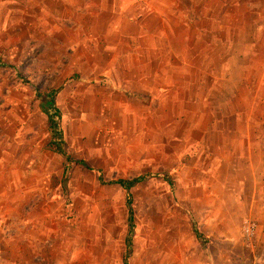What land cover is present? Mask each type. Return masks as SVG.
I'll use <instances>...</instances> for the list:
<instances>
[{
    "label": "rangeland",
    "instance_id": "rangeland-1",
    "mask_svg": "<svg viewBox=\"0 0 264 264\" xmlns=\"http://www.w3.org/2000/svg\"><path fill=\"white\" fill-rule=\"evenodd\" d=\"M11 1L0 0V144L13 141L19 126L29 128L28 136H40L47 120L43 122L41 96L52 91L61 113L62 149L73 160L64 178L56 159L65 158L48 142L41 152L52 151L46 162L50 169L39 167L22 177L16 173L17 160L2 158L0 146V199L7 192L11 200L18 199L22 184L30 189L25 211L34 222L26 228L25 249L36 250V259L48 264H87L83 251L88 264H123L129 228L126 197L110 181L146 174L131 188L127 264H178V226L196 212L215 218L214 264H264V250L250 252L240 238L242 223L258 217L231 204L232 199L239 205L248 199L251 175L256 183L264 181V0L218 1L217 9L203 1L201 16L179 20L173 28L186 63L178 70L177 64L172 66L168 89L146 95L89 87L66 51L45 46L46 33L36 45L29 37L32 29L20 27L19 16L8 15L7 9L25 6ZM188 18L198 32L188 30ZM41 52L61 56L34 60ZM239 135L246 139H237ZM247 154L252 163L248 169L240 160ZM35 163L23 161L24 167ZM9 209L16 213L10 216L9 230L17 233L18 208ZM5 210H0V264H18L21 257L3 253L8 245L23 247V241L2 239ZM225 232L230 240L221 238ZM27 258L33 264L34 257Z\"/></svg>",
    "mask_w": 264,
    "mask_h": 264
},
{
    "label": "crops",
    "instance_id": "crops-1",
    "mask_svg": "<svg viewBox=\"0 0 264 264\" xmlns=\"http://www.w3.org/2000/svg\"><path fill=\"white\" fill-rule=\"evenodd\" d=\"M203 1L212 2V5L209 4L210 8L217 9L218 1L222 4L228 0H21L25 6L11 7L7 10L8 15L12 12L20 17L18 21L20 27L27 25L32 29L33 33L29 37H32L31 40L36 45L45 41L40 37L44 32L45 38L49 41L45 46L54 51H66L69 55L68 62L80 72L82 81L89 87L94 88L98 85L99 89L117 90L126 95H146L154 89L162 91L168 89L170 85L166 79L172 66L177 64L175 68L178 70L181 64L186 63L185 57L178 51V35L174 34L173 25L179 20L185 21L184 17L201 16ZM190 21L188 18V30L198 32L197 25L194 22L191 24ZM60 56L41 52L34 60L45 58L48 61H56ZM45 117L44 115L43 122ZM28 130L26 126H19L13 132L15 139L11 141L12 143L2 141L0 144L2 158L17 160L16 173L22 177L35 173L39 167L48 171L50 165L46 163L47 158H52L50 149L41 152L50 139L47 120L46 123H42L40 136L32 134L28 136ZM239 138L246 139L241 135L237 139ZM14 146L16 150L12 149ZM246 151L251 152V148L246 147ZM257 152V158H260L258 149ZM262 153L264 154V150ZM42 155H45L44 160ZM25 160H30L31 163L35 160L36 163L34 166L28 164L29 167H26L27 165L24 167ZM56 160L59 163L58 173H62L65 161L62 157ZM240 160H245L247 169L252 166L248 154L243 155ZM2 173L4 174L3 170ZM248 186V199H242V205H239V200L232 199L231 204L235 208L243 206L248 216L258 217V243L252 248L245 247L254 252L255 248L264 250V181L260 184L258 178L256 183L255 175H251ZM17 188L18 199L11 200L10 196H6L8 192L0 199V210L6 209L1 213L6 216L3 224L6 231H3L2 239L5 242L18 240V244L23 241V247L14 250L8 245L3 253L7 256L21 257L18 264H32L27 258L30 254L34 257L33 264H48L40 258L36 259L38 256L36 250L31 253L25 249L26 228L34 222L25 211L30 204L29 201L27 204L26 200L30 189L23 184ZM232 193L234 194V190ZM13 207L18 208L17 233L9 230L10 216L16 214L9 209ZM214 219L205 218L196 212L191 217L184 218L179 224L178 229L181 230L177 239L179 248L175 255L178 257V264H214L212 257L217 253L213 244L217 238V233L213 231ZM193 225L201 234L200 238L195 236ZM222 236L221 238L226 240L232 238L230 232H225ZM171 240L173 243V238ZM82 256L88 264L87 251H83ZM168 256L173 258L174 255L169 253ZM224 264L227 262L224 261Z\"/></svg>",
    "mask_w": 264,
    "mask_h": 264
},
{
    "label": "trees",
    "instance_id": "trees-1",
    "mask_svg": "<svg viewBox=\"0 0 264 264\" xmlns=\"http://www.w3.org/2000/svg\"><path fill=\"white\" fill-rule=\"evenodd\" d=\"M3 64L4 63L0 61V65H3ZM51 95H52V91L49 92V94L43 95L45 97L44 103L42 104L44 105L43 112L46 115V118L48 121L49 132H50L49 146L51 147L54 146L57 149V152H59L65 158L66 163L64 164L63 171H62V175L65 178L68 168H69L68 164L73 162V160L70 154L66 153V151L62 149V145L64 144V139H63V129L61 126V113L58 107H56V105L54 104V101L51 98L52 97ZM75 162L88 167L87 163L84 160H78ZM159 176H161L165 180L168 179V176L166 174L164 175L159 174ZM146 178H147V175L144 174V175L133 177L131 179L119 178V179L110 181V183H115V184H118L120 187H122L125 191V197H126L127 212H128L127 220H128L129 228H128V232L125 238V249H124V253L122 256L123 264H127V261L131 255L132 222H133V210L131 206V198H132L131 188L137 185L138 183L144 181ZM99 179L102 180L101 174H99ZM193 231L197 238L201 237V234L194 227V225H193Z\"/></svg>",
    "mask_w": 264,
    "mask_h": 264
},
{
    "label": "built area",
    "instance_id": "built-area-1",
    "mask_svg": "<svg viewBox=\"0 0 264 264\" xmlns=\"http://www.w3.org/2000/svg\"><path fill=\"white\" fill-rule=\"evenodd\" d=\"M258 229V223L255 220H246L241 225L240 238L246 247H254ZM252 264H258L256 262Z\"/></svg>",
    "mask_w": 264,
    "mask_h": 264
},
{
    "label": "water",
    "instance_id": "water-1",
    "mask_svg": "<svg viewBox=\"0 0 264 264\" xmlns=\"http://www.w3.org/2000/svg\"><path fill=\"white\" fill-rule=\"evenodd\" d=\"M43 100H44V96L42 95V96H41V101H43Z\"/></svg>",
    "mask_w": 264,
    "mask_h": 264
}]
</instances>
